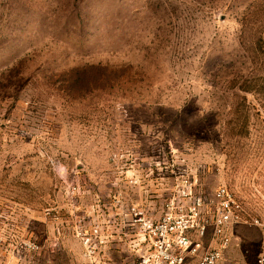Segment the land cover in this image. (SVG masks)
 <instances>
[{
    "label": "rangeland",
    "instance_id": "1",
    "mask_svg": "<svg viewBox=\"0 0 264 264\" xmlns=\"http://www.w3.org/2000/svg\"><path fill=\"white\" fill-rule=\"evenodd\" d=\"M220 188L236 214L218 264H249L264 249V0H0L3 253L29 238L45 264L83 262L76 229L99 222L102 264H135L134 209L213 222Z\"/></svg>",
    "mask_w": 264,
    "mask_h": 264
},
{
    "label": "built area",
    "instance_id": "2",
    "mask_svg": "<svg viewBox=\"0 0 264 264\" xmlns=\"http://www.w3.org/2000/svg\"><path fill=\"white\" fill-rule=\"evenodd\" d=\"M188 184L186 180L182 186L185 195V191H190L192 187ZM216 196L219 206L213 222L190 220L188 215L174 212V208L154 221L147 219L142 210L134 209V223H125L128 231L122 233L128 241L129 229H134L135 237L132 240L135 248L141 251L135 264H218L223 252L230 246L227 231L234 221L236 211L235 201L227 188H220ZM197 210L198 207L194 206L192 213L198 215ZM81 224L76 229V237L83 248V262L74 264H102L101 252L110 241L107 236L110 233L109 227L99 222L85 226ZM210 228L213 243L208 245L206 236ZM11 243L16 244L19 253H3L1 247L4 246V240L0 239V264H45L43 248L34 239L26 238ZM249 264H264V249Z\"/></svg>",
    "mask_w": 264,
    "mask_h": 264
},
{
    "label": "trees",
    "instance_id": "3",
    "mask_svg": "<svg viewBox=\"0 0 264 264\" xmlns=\"http://www.w3.org/2000/svg\"><path fill=\"white\" fill-rule=\"evenodd\" d=\"M247 90L252 91L251 83L249 84V88Z\"/></svg>",
    "mask_w": 264,
    "mask_h": 264
}]
</instances>
